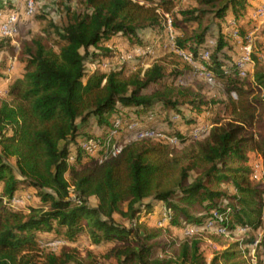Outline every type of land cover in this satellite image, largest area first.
Masks as SVG:
<instances>
[{
  "label": "trees",
  "instance_id": "16d2710c",
  "mask_svg": "<svg viewBox=\"0 0 264 264\" xmlns=\"http://www.w3.org/2000/svg\"><path fill=\"white\" fill-rule=\"evenodd\" d=\"M193 1L189 8H176V0H54L58 19H48L43 36L24 45L21 78L0 98V264H95L90 250L81 256L72 244L80 236L90 245L112 243L105 255L116 264H241L234 251L206 259L196 239L177 241L162 226L141 224L158 203L168 213V228L202 225L215 213L221 217L215 223L227 231L246 227L240 244L247 248L263 224L264 177H251L245 153L256 151L264 171V94L259 92L264 71L256 70L252 80L237 74L239 47L231 34L235 29L243 39L253 30L256 22L249 12L254 3ZM17 7L11 3L0 9ZM163 14L170 19L176 47L192 52L194 63L205 64L225 99L182 100L183 91L174 83L181 72L166 69L164 56L177 57L172 51L126 74L115 65L112 50L99 44L114 36L129 48L164 39ZM210 38L213 45L207 43ZM9 39L0 38V51ZM261 39L260 52L264 27ZM94 46L98 51L89 52ZM205 49L209 56L202 61ZM177 58L185 71H194L193 64ZM87 60H109L114 67L90 70ZM4 70L0 60V79ZM217 105L223 117L216 114ZM208 116V130L189 137ZM114 118L137 121V128H161L177 141L131 140L99 162V153L89 155L78 143L106 139ZM92 124L99 133L90 134L95 133ZM187 141L188 147L173 153ZM219 183L234 193L216 189ZM26 187L33 203L12 205L11 197ZM49 237L63 240L57 251L42 245ZM254 264H264V230Z\"/></svg>",
  "mask_w": 264,
  "mask_h": 264
},
{
  "label": "rangeland",
  "instance_id": "374dc122",
  "mask_svg": "<svg viewBox=\"0 0 264 264\" xmlns=\"http://www.w3.org/2000/svg\"><path fill=\"white\" fill-rule=\"evenodd\" d=\"M22 0H0V7H5L14 2V4L20 5ZM254 3L255 1L252 0ZM195 5L193 0H176L175 6L189 8ZM58 19V15L55 10L54 0H35L34 3V11L32 15L27 17H21L19 29L15 36L10 37L9 41H7V45L0 51V60L3 63L5 70L3 72V77L0 79V98L6 97L4 95L7 87L12 84L17 79L21 78L22 66L23 63L20 60L21 51L24 45L30 43L32 39L42 37V28L46 25L48 19ZM207 19H203V23H206ZM164 24V22H163ZM257 28L253 31L252 40L254 44V50L261 54V58L254 62L252 69L245 77L246 80H252L253 74L256 70L264 71V51H258L259 46L258 42H262L261 39V29L264 27V20L257 22ZM1 38V36H0ZM112 42H109L110 49L112 50L113 58L116 59V64L124 69V72L128 74L129 72H134L137 69H145L148 67L152 61L158 59L159 57L164 56L163 53L166 51H170L167 46V42L164 39H156L152 44H146L143 46L152 45V54H136L134 53L133 47H127V44L124 39L119 36H114L110 38ZM105 41L99 42V44H103ZM263 43V42H262ZM139 46V45H137ZM98 51L97 47L89 48V52ZM177 55V54H176ZM122 57V58H120ZM165 57L166 69L167 72H171L172 70H177L180 75L175 78L174 83L179 86L183 95L181 97L182 100L191 99L194 97L205 98V99H225V94L222 91V87L217 83L209 84L207 83L199 74H195L192 71L184 70L182 68L181 61L174 55H167ZM89 59V58H88ZM115 61V60H114ZM87 67L91 69H98L99 66L95 64V62L90 63V60H87ZM158 87V86H156ZM160 87V86H159ZM258 89L255 88L257 92ZM259 92L264 94V88L262 87ZM220 105L215 106V112L220 117H223L220 112ZM202 122L200 126H207L212 123L211 117L202 118ZM119 122L117 125L116 123ZM136 122L134 120H123L121 121L119 118H114L113 127L110 131V135L104 139L103 141H99V138H89L98 146H101L104 142L115 141L118 139H122V141L126 138L124 133L126 132V127L129 123ZM139 125V124H138ZM142 127V126H141ZM152 127V126H145ZM155 129L162 130L161 128L153 127ZM92 129L94 132H100L94 124H92ZM95 133L90 132V134L95 135ZM121 141V142H122ZM190 145V141H187L181 145H177L173 151L174 154L181 152L183 149ZM257 153V152H256ZM254 150H247L245 155L248 157V165L253 167V164L256 163L259 158L256 155ZM13 162L12 159L9 160ZM232 166H238L240 164L230 163ZM215 188L221 191L226 192L227 194H233V190L225 187L224 184L219 183L215 185ZM29 188L20 190L18 194L28 193L30 198L23 202L20 206H26L33 203V199H31V194L28 190ZM89 203L95 205L97 200L93 197L89 198ZM19 206V207H20ZM166 210L162 207L161 203L156 204L153 212L148 214L143 220H141V224L147 228H155L158 226H162L165 228V231L169 236L174 238L177 241L192 238L196 239L199 242L200 249L202 250L206 259H209L212 255L219 253L224 250H231L235 253L234 260L240 261L241 264H254V259L250 257L248 252V248L245 245H241L240 242L246 236V231H240L237 227L232 230L225 231L223 234H219L215 231L214 228H207L205 224L202 225H192V224H184L182 226L175 227H167L164 226L167 219H163V213ZM115 219H118L121 223L127 225V221L122 220L119 215H114ZM45 244L47 248L51 251H57L59 247L62 245L63 240L56 237L45 238L41 241ZM77 247L80 251L81 256L84 255L85 250H90L94 257L96 258L95 264H116L115 261L111 257H106V251L111 247L112 243L107 244H98V245H90L87 239L84 236L78 237V239L72 243ZM253 247V246H252ZM255 248V247H254ZM254 256V252L251 253ZM254 258V257H253Z\"/></svg>",
  "mask_w": 264,
  "mask_h": 264
},
{
  "label": "built area",
  "instance_id": "2783aa9c",
  "mask_svg": "<svg viewBox=\"0 0 264 264\" xmlns=\"http://www.w3.org/2000/svg\"><path fill=\"white\" fill-rule=\"evenodd\" d=\"M254 6L249 12V18L254 22H260L264 20V0H254ZM34 3L35 0H22L21 5L14 10H3L0 9V36L1 37H13L17 34L19 29V24L21 17H27L32 15L34 11ZM164 16V27L166 31L165 40L167 42L168 49L175 54H177L184 61L193 64L194 71L193 73L199 74L207 83L211 84L213 82L211 74L207 71L206 66L203 62L194 63V54L186 49L178 48L175 45L174 40V31L172 29L170 19L167 14H163ZM232 23V22H231ZM253 30L248 32L243 39L240 37L238 32L234 29L232 30V37L236 41V44L239 47V54L235 59V68L237 70V74L240 77H246L252 66L254 64V60L252 58L253 52V40L252 34ZM208 45L214 44V39H208ZM136 54H152V45L149 46H134L133 50ZM209 56L208 49L203 50L199 57L202 61L207 60ZM122 58V57H120ZM99 68L109 69L113 68L114 65L109 60L101 61L97 64ZM173 116L172 118H175ZM117 125L119 122L116 123ZM138 124L136 122H131L127 125L126 130H131V134L129 136H124L126 138L122 141V139H118L115 141H106L101 146H98L95 142L90 139H81L78 143L79 147L89 155H95L99 153L98 161L105 160L111 156L116 155L122 146L131 141V140H140L143 138L156 139L168 142L170 144L176 143L177 139L174 136L167 135L162 130L155 129L153 127H140L137 128ZM209 126H195L188 132V136L191 138H197L202 135L204 132L208 130ZM122 141V142H121ZM251 177L255 180L262 179L264 177V171L262 167L261 158L253 164L251 170ZM30 195L28 193L16 194L13 195L10 199V203L14 206H20L24 201L28 200ZM167 211L163 213V219H167ZM213 217L221 220V217L215 213H213ZM264 217V216H263ZM214 218H209L204 224L207 228H214L215 231L219 234L225 233L226 228L222 225L216 224ZM240 231H246V227L244 226H236ZM256 241L252 243V246H256ZM43 246H46L42 243Z\"/></svg>",
  "mask_w": 264,
  "mask_h": 264
},
{
  "label": "crops",
  "instance_id": "0c3cea01",
  "mask_svg": "<svg viewBox=\"0 0 264 264\" xmlns=\"http://www.w3.org/2000/svg\"><path fill=\"white\" fill-rule=\"evenodd\" d=\"M16 1V0H15ZM19 1V0H18ZM14 3V2H13ZM17 5V4H16ZM20 5H21V3H20ZM20 5H17V6H20ZM229 21H233L231 18L229 19ZM257 28V24L255 23V26L253 27V31L255 30ZM109 42H112L111 41V39H109V40H107V41H105V42H103L104 43V45L105 46H107V47H109L110 48V43ZM261 58V54H258V59H260ZM91 70H93V69H91ZM212 125V123L210 124V125H208L209 127ZM255 153H256V151H255ZM256 155H258V153H256ZM258 158H260V156L258 155ZM22 190V189H21ZM20 190H18V192H19ZM18 192H17V194H18ZM263 230H264V217H263V224H262V226L261 227H259L258 229H256L254 232H253V234H254V236L256 237V240L260 237V235L262 234V232H263ZM255 240V241H256ZM254 247H252V244H250L249 246H248V252H249V254H250V257L252 258V259H254L253 257V254H251V253H253L254 252Z\"/></svg>",
  "mask_w": 264,
  "mask_h": 264
}]
</instances>
